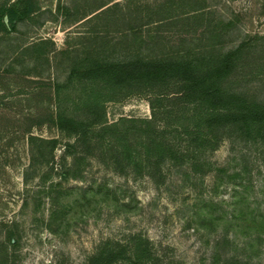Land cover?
<instances>
[{
  "label": "rangeland",
  "instance_id": "374dc122",
  "mask_svg": "<svg viewBox=\"0 0 264 264\" xmlns=\"http://www.w3.org/2000/svg\"><path fill=\"white\" fill-rule=\"evenodd\" d=\"M106 1L111 0H35L31 17L19 21L9 34L0 33V94L4 102L13 103L0 109V241L8 227L18 238L14 245L6 244L7 264H85L107 239L126 243L131 234L150 239L156 258L148 264H264V138L256 133L241 137L225 128L215 147L198 145V134L183 129L190 121L191 104L174 99L176 82L120 89L110 99L109 90L100 86L98 96L109 122L122 115L153 117L160 128L168 126L165 136L183 151L181 162L167 160L155 177L147 168L134 166L119 172L103 159L108 156L105 141L81 159L84 180L62 179L57 161L53 169L46 163L29 167L26 138L14 132L10 117L16 106L35 110L40 105L54 111L49 82L66 77L69 56L74 54L59 50L67 42L82 51L99 36L96 43L119 57L134 51L154 57L190 47L203 49L212 42V53L239 45L242 55L223 85L264 102V0H173L165 7L171 10L165 15L171 16L163 19H158L163 16L158 7L165 0H118V9L126 14L116 10L91 16ZM194 1H200L201 8L192 10ZM130 19L140 24V33L130 34ZM42 36L55 43L48 60H34L30 50L21 52ZM34 65L40 76L31 72L27 77L33 80L26 81L19 75L22 66L26 70ZM90 86L97 84L77 82L61 89V108L85 117L90 107L83 99ZM19 88L38 90L43 99L38 95L40 101L26 104L27 93H17ZM33 130L60 137L56 159L65 140H73L45 125ZM192 162H197L196 169ZM102 180L117 187L115 194L90 188Z\"/></svg>",
  "mask_w": 264,
  "mask_h": 264
},
{
  "label": "trees",
  "instance_id": "16d2710c",
  "mask_svg": "<svg viewBox=\"0 0 264 264\" xmlns=\"http://www.w3.org/2000/svg\"><path fill=\"white\" fill-rule=\"evenodd\" d=\"M34 1L18 0L17 4L9 0L0 1V33L9 34L16 30L19 21L31 17L37 9ZM172 2L173 0H165L160 4L158 12L163 16L158 19L171 16L165 15L171 11L166 10L165 7L167 3ZM119 5L118 0L102 2L93 10L94 13L91 16L111 12L115 14L116 10H120L119 15L126 14L127 11L118 9ZM190 8L192 10L201 8L200 1H194ZM132 21V19L127 21V28L131 30L130 34L140 33V24ZM215 36L219 38L220 33ZM98 37L95 36L82 51L70 47L68 42L59 50L62 53L74 55H68L70 62L64 80L55 77L52 78V82H49L54 90L56 105L54 111H47L46 106L40 105L35 110H25L21 106H16L15 114L10 117L11 119L14 117V120L10 121L14 132L21 133L26 138L30 168L46 163L53 169L54 162L57 161L59 165L57 169L62 179L77 177L84 180L85 176L80 166L81 159L92 154L95 145L105 141H108V147L103 150L108 156L103 159L107 163L110 162L119 172H125L126 168L134 166L140 171L147 168L148 173L155 177L161 165L167 160L181 162L180 160L184 158L183 151L176 148L172 140L165 136V132L170 128L168 126L160 128L154 123L153 117L122 115L109 122L104 116V106L98 96L100 86L109 90L106 99H110L113 93L120 89L141 90L167 86L170 82H176L177 94L174 99L184 105L191 104L190 121L186 122L183 129L185 132L191 131L198 134L196 135L200 139L198 145L215 147L225 128L231 129L241 137H249L256 133L264 138V102L229 90L223 85L224 78L238 65L242 55L239 45L212 53L210 50L216 43L212 42L209 47L207 45L203 49L190 47L181 52L164 53L154 57L142 56L136 51L119 57L113 55L112 51L104 49L103 43H96ZM28 50L34 60H48V52L55 50V43L52 39L42 36L23 47L21 52ZM23 67L18 73L26 77V81L33 80L27 77L31 72L40 76V70L36 69V65L33 69L25 70ZM77 82L93 83L98 86H90L83 99V102L90 107L83 118L67 113L61 108L60 103L61 89ZM2 87L5 88V85ZM17 93H27L26 104H29L32 99L40 101V97L42 98L38 90L27 92L19 88ZM3 98L4 95L0 94V109L13 107L12 102H4ZM22 99L19 98L18 101ZM51 99L52 96L46 97L45 100L51 103ZM42 125L49 129H56L67 137H73L72 141L65 140L62 144L63 148L58 159L55 157V149L61 144L60 137L35 133L33 129ZM189 125L191 130H188ZM178 128V125L174 126V130ZM68 156H71V162H67ZM196 165H198L197 162H192V168L196 169ZM27 177L28 171L25 172V178ZM76 187L84 191L87 189L83 185ZM90 188H95L102 195L110 192L115 194L117 189L116 186L106 184L104 180L94 181ZM254 217L253 215L252 218ZM225 237L226 235L223 236ZM17 241L18 238H14V230L8 227L3 240L0 241V264H7L9 258L6 244L14 245ZM217 243H220V239ZM155 258L150 239L141 234H131L126 243L118 239H107L88 257L85 264H116L118 261L125 260L131 264H148Z\"/></svg>",
  "mask_w": 264,
  "mask_h": 264
},
{
  "label": "water",
  "instance_id": "95a60500",
  "mask_svg": "<svg viewBox=\"0 0 264 264\" xmlns=\"http://www.w3.org/2000/svg\"><path fill=\"white\" fill-rule=\"evenodd\" d=\"M5 20H7V16H5Z\"/></svg>",
  "mask_w": 264,
  "mask_h": 264
}]
</instances>
